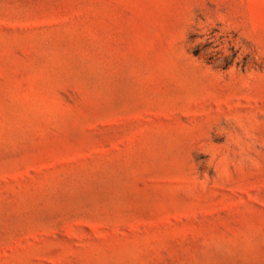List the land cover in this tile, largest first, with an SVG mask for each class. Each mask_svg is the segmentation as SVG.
Instances as JSON below:
<instances>
[{
    "label": "rangeland",
    "instance_id": "obj_1",
    "mask_svg": "<svg viewBox=\"0 0 264 264\" xmlns=\"http://www.w3.org/2000/svg\"><path fill=\"white\" fill-rule=\"evenodd\" d=\"M0 264H264V0H0Z\"/></svg>",
    "mask_w": 264,
    "mask_h": 264
}]
</instances>
